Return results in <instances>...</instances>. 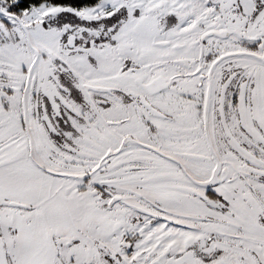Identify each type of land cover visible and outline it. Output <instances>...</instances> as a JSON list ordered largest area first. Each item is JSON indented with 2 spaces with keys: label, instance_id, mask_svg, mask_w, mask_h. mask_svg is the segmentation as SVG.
<instances>
[{
  "label": "snow or ice",
  "instance_id": "snow-or-ice-1",
  "mask_svg": "<svg viewBox=\"0 0 264 264\" xmlns=\"http://www.w3.org/2000/svg\"><path fill=\"white\" fill-rule=\"evenodd\" d=\"M0 264H264V0H0Z\"/></svg>",
  "mask_w": 264,
  "mask_h": 264
}]
</instances>
